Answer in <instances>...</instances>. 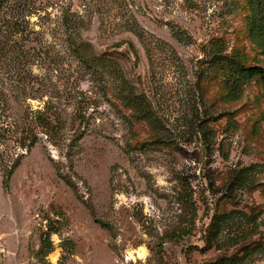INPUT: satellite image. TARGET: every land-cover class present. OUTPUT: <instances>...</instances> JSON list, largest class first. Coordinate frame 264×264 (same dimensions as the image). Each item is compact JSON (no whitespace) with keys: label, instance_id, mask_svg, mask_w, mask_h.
Wrapping results in <instances>:
<instances>
[{"label":"rangeland","instance_id":"1","mask_svg":"<svg viewBox=\"0 0 264 264\" xmlns=\"http://www.w3.org/2000/svg\"><path fill=\"white\" fill-rule=\"evenodd\" d=\"M262 17L0 0V264H264V75L225 64L264 70Z\"/></svg>","mask_w":264,"mask_h":264},{"label":"trees","instance_id":"2","mask_svg":"<svg viewBox=\"0 0 264 264\" xmlns=\"http://www.w3.org/2000/svg\"><path fill=\"white\" fill-rule=\"evenodd\" d=\"M261 21H264L263 17L255 21L253 32H255L254 39L264 49V22L261 23ZM178 35L182 36L180 32H178ZM227 58L228 59L226 60L225 64L228 66L226 73L229 93L234 97H239L243 86L246 85L247 82L250 81L253 77L264 75V70L249 68L240 60H238V58ZM219 60L224 61L225 58L222 57ZM130 99L135 105L134 107L139 108L137 110H139V113H141L142 116H144L146 119L150 118V114L144 111V109H146L144 101L134 102L132 98Z\"/></svg>","mask_w":264,"mask_h":264}]
</instances>
